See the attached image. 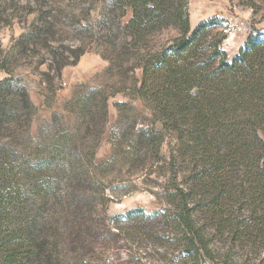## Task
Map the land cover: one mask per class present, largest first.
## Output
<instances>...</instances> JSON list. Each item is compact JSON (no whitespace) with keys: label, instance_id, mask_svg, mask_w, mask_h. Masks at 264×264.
Masks as SVG:
<instances>
[{"label":"trees","instance_id":"obj_1","mask_svg":"<svg viewBox=\"0 0 264 264\" xmlns=\"http://www.w3.org/2000/svg\"><path fill=\"white\" fill-rule=\"evenodd\" d=\"M104 4L99 52L108 61L107 79L80 84L36 137L38 106L15 76L12 49L0 43V72L7 74L0 79V264H96L114 240L89 186L105 165L95 154L109 99L129 89L151 116L138 129L124 128L125 153L135 165L151 159L166 178L155 193L162 206L140 210L153 223L145 224L149 238L175 247L182 264H244L228 249H264V33H250L230 56L222 20L214 16L193 28L188 0ZM41 27L26 33L35 43ZM50 52L54 96L55 80L84 50ZM169 134L175 143L165 156ZM136 211L123 217L133 220Z\"/></svg>","mask_w":264,"mask_h":264},{"label":"rangeland","instance_id":"obj_2","mask_svg":"<svg viewBox=\"0 0 264 264\" xmlns=\"http://www.w3.org/2000/svg\"><path fill=\"white\" fill-rule=\"evenodd\" d=\"M104 3L105 0H0V43L3 49H12L15 76L28 88L39 109L31 125L33 136L48 125L54 110L62 111L63 104L80 84H101L107 79L104 72L108 61L99 52L103 42L99 21ZM188 6L193 28L214 16L222 20L220 29L226 35L223 48L230 56L245 45L250 33H264V0H188ZM131 16L130 9L120 19L121 24ZM35 24L42 25L37 43L26 35ZM52 47L59 50L60 56L77 47L84 50L76 64L65 67L62 79L55 80L54 96L47 76ZM49 74L52 76V72ZM6 75L0 72V79ZM141 76L138 69L137 79ZM108 105L109 119L95 154V162L105 165L97 171V181L89 186V191L91 198L96 197L92 205L105 212L114 240L98 252L95 263L182 264L175 247H165V243L149 238L150 226L145 224L153 223L144 220L146 217L140 211L150 213L162 206L155 193L161 191L166 178L156 165L151 166V159L144 164L131 163L125 153L130 142L120 137L127 125L135 123L138 129L149 123L151 113L132 89L111 97ZM174 139L172 134L166 137L162 147L165 156L169 155ZM102 190L105 197L100 194ZM133 209L137 210L133 218L130 216L133 220L123 217ZM218 245L228 248L230 243ZM228 252L238 262L264 264V249L231 247Z\"/></svg>","mask_w":264,"mask_h":264}]
</instances>
